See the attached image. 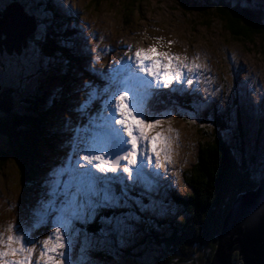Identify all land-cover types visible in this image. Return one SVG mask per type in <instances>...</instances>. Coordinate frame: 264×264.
<instances>
[{
  "label": "rangeland",
  "instance_id": "rangeland-1",
  "mask_svg": "<svg viewBox=\"0 0 264 264\" xmlns=\"http://www.w3.org/2000/svg\"><path fill=\"white\" fill-rule=\"evenodd\" d=\"M11 1L18 2L26 13L35 17L37 27L32 36L43 41L47 35L44 32H48L43 0ZM49 1L62 20L60 31L66 24L69 28L76 27L72 38L73 61H79L70 62V77L62 71L59 79L47 81L55 74L54 68L62 67L59 55L54 59L46 58L30 41L18 56L5 51L0 54V93L11 91L9 115L21 114L41 96L47 104L59 96L61 86L66 87L67 94L63 104L58 100L62 106L57 108L58 115L53 122L58 136L54 153L42 147L43 159L39 155L34 157L33 176L39 183L37 180L26 184L20 181L9 142L0 136V234L7 236V226L11 224L36 244L32 264L39 255L43 239L54 231L51 225L61 226L68 236L70 246L62 257L67 264H146L150 260V264H156L159 259L154 257L157 254L153 236H146L144 231L152 221L164 223L184 217L181 209L174 207L173 199L183 198L190 191L185 178L196 161L198 142L212 138L214 130L219 129L211 123L216 113L230 125L226 132L219 129L221 136L231 149L238 146L240 152L242 147V152L252 157L255 172L252 179L256 185L261 180L264 183V31L252 36L250 41L235 39L223 27L215 11L199 9V0H138L137 4H128L126 0ZM238 1L261 8L264 13V0ZM8 4V0H0V13ZM130 11L133 13L126 17ZM71 19H75L72 25ZM261 24L264 29V17ZM127 43L138 49L155 48L151 53L154 59H162L157 53H167L196 67L191 71L183 69L182 84L154 89V94L145 99L149 114L161 118L155 131L162 132L171 141L170 160L162 162L157 169L155 156H151L149 164L146 152L145 159L138 160L131 180L121 170L107 174L95 185V192L107 191L118 196L121 203L127 204L120 210L136 218L130 235L101 244L100 237L95 235L100 226L99 217L94 223L82 222L73 215L71 201L76 193L89 191L88 179L79 175L78 164L83 163L79 156L101 144L103 130L98 127L101 110L126 74L123 59L118 55L121 44ZM128 53L125 52L124 60H131L135 68L132 55ZM160 98L170 102L165 110L155 108ZM178 99L190 101L194 104L193 110L183 108L177 103ZM107 115L104 111L103 116ZM123 166L121 161V169ZM134 191L140 193L138 199L132 197ZM166 200H170L169 205L173 200L171 213L162 209ZM167 227L162 226L157 234L170 232ZM85 237L89 238L91 246L85 244Z\"/></svg>",
  "mask_w": 264,
  "mask_h": 264
},
{
  "label": "trees",
  "instance_id": "trees-1",
  "mask_svg": "<svg viewBox=\"0 0 264 264\" xmlns=\"http://www.w3.org/2000/svg\"><path fill=\"white\" fill-rule=\"evenodd\" d=\"M199 1L201 4L199 9L210 8L215 11L223 27L235 39L250 41L252 36L260 35L264 31L261 24L264 13L261 8H254L249 4L244 5L238 0ZM126 2L137 4L138 0H126ZM41 4L44 19L48 24V33L43 41L34 39L33 36L29 38V41L38 46L42 56L51 59H54L55 55L60 57L59 62L62 67L54 68L52 72L56 75H50L47 81L59 79L62 71L70 77L69 64L76 61L72 59L74 44L71 42L77 31L76 27L69 28L66 24V28L60 31L59 25L62 20L56 8L49 0H43ZM132 13L130 11L126 17L131 16ZM65 22L68 23L69 18ZM71 22L74 24L75 19ZM44 74L47 76V73ZM58 92L59 96L53 97L52 101L47 104L43 96L40 99L38 97L35 104L26 107L19 115H15L16 113L6 115L0 112L2 113L0 136L8 140L11 156L14 157L12 159L15 160L19 171L20 181L25 184L28 181L33 183L39 180L33 176L35 172L33 161L35 155L42 157L44 154L42 147L50 153L54 152L58 136L55 133L53 122L56 120L55 116L58 115L57 108L62 106L67 97L66 87L61 86ZM9 93H11L10 89L7 91L8 95ZM58 100H62V104L58 103ZM181 104L188 110L194 108V105L188 102L181 101ZM211 123L225 132L230 129L224 117L218 116L217 113ZM219 129L214 130L212 138L198 142L196 161L185 178L190 191L183 198H172L174 207L177 210L181 209L180 212L184 214V217L180 221L179 217H172L170 222L164 223L152 221V225L146 226L145 235L153 236L152 242L157 254L154 257L159 259L156 264H161V262L163 264H208L216 248L217 236L220 233L223 219L231 204L237 195L256 187L257 183L252 179L255 175L252 157H247L242 152V147L240 152L238 146L231 149L228 142L221 136ZM52 148L53 150H50ZM41 185L43 181L40 178ZM135 194L136 197L139 195ZM173 200L171 205H169L170 200H166L162 209L166 208L171 213L169 208H174L172 207ZM165 225L168 226L167 231L169 229L170 232L157 234ZM168 252L171 254H167ZM237 258V254L233 253L232 260L235 261ZM150 262L151 260L146 264Z\"/></svg>",
  "mask_w": 264,
  "mask_h": 264
},
{
  "label": "snow or ice",
  "instance_id": "snow-or-ice-1",
  "mask_svg": "<svg viewBox=\"0 0 264 264\" xmlns=\"http://www.w3.org/2000/svg\"><path fill=\"white\" fill-rule=\"evenodd\" d=\"M155 51L152 47L137 49L135 68L129 63L120 86L104 102L98 125L103 130L100 146L92 147L88 154L79 156L83 162L78 164L79 175L88 179L89 191L87 194L78 192L72 198L73 215L84 223H94L99 217L100 226L95 235L100 237L101 244L122 240L125 235H130L135 229L136 218L120 210L126 208L127 204L121 203L118 196L107 191L102 194L95 192V185L105 179L107 174L121 170L131 180L138 160L143 161L146 152L149 153V164L152 163L151 156H155L157 169L162 166V162L170 160L168 149L171 141L162 132L155 131L161 124V118L149 114L145 99L154 94V89L168 88L173 83L180 84L183 69L191 71L196 65L189 66L180 57L167 53H157L162 59H154L151 53ZM191 82L189 79L188 83ZM104 111L108 113L107 117L103 116ZM121 161L124 162L122 169ZM51 227L54 231L43 239L35 264H41V261L43 264H67L62 261V257L70 246L68 236L61 226ZM85 244L91 246L88 237H85ZM35 249L36 244L28 241L11 224L7 226V236L0 234V264H32Z\"/></svg>",
  "mask_w": 264,
  "mask_h": 264
},
{
  "label": "water",
  "instance_id": "water-1",
  "mask_svg": "<svg viewBox=\"0 0 264 264\" xmlns=\"http://www.w3.org/2000/svg\"><path fill=\"white\" fill-rule=\"evenodd\" d=\"M37 23L18 3L8 4L0 15V54L22 53ZM4 36V38H3ZM0 112L9 114L12 106L7 91H2ZM264 183L237 195L223 219L216 248L208 264H264ZM237 252L238 260H232ZM241 257V258H240Z\"/></svg>",
  "mask_w": 264,
  "mask_h": 264
},
{
  "label": "bare ground",
  "instance_id": "bare-ground-1",
  "mask_svg": "<svg viewBox=\"0 0 264 264\" xmlns=\"http://www.w3.org/2000/svg\"><path fill=\"white\" fill-rule=\"evenodd\" d=\"M61 26V25H60ZM70 34V33H69ZM140 37V36H139ZM111 41V40H110ZM163 42V41H162ZM77 47V46H76ZM106 47V46H105ZM108 47V46H107ZM137 47H135L134 45H132L131 43H127V44H125V45H122L121 44V46H120V52H119V55L118 56H120L121 57V59H123V65H124V73H126V71H127V68H128V66H129V63H131V60H124V56H125V52H129V53H131V55H132V61H133V65H135V52L137 51ZM101 51V50H100ZM105 51V50H104ZM110 51V50H109ZM108 51V52H109ZM117 51V50H116ZM118 52V51H117ZM105 53V52H104ZM128 53V54H129ZM103 54V53H102ZM130 55V54H129ZM95 56H96V54H95ZM128 56V55H127ZM127 56H126V58H127ZM93 57H94V55H93ZM108 57V56H107ZM112 57V56H111ZM115 57V56H114ZM79 58V57H78ZM96 58V57H95ZM94 59V58H93ZM112 59V58H111ZM81 60V59H80ZM96 60V59H95ZM108 60V59H107ZM96 62V61H95ZM103 62V61H102ZM147 63V62H146ZM132 65V64H131ZM100 67V66H99ZM241 67V66H240ZM119 68V67H118ZM242 69V68H241ZM101 70V69H100ZM237 70V69H236ZM240 70V69H239ZM160 71H165V69H161ZM104 73H106V72H104ZM148 79V78H147ZM148 80H150V79H148ZM107 81V80H106ZM96 83V82H95ZM103 83V82H102ZM118 83V82H117ZM182 84V83H181ZM97 85V84H96ZM97 87V86H96ZM180 87V86H179ZM193 87V86H192ZM198 87V86H197ZM102 88V87H101ZM112 88V87H111ZM105 89V88H104ZM114 89V88H113ZM161 89V88H160ZM109 91V90H108ZM195 91H197V89H195ZM102 93V92H101ZM96 96V95H95ZM148 97H146V99H147ZM101 101V100H100ZM96 108V107H95ZM168 169H170V167L168 168ZM76 170V169H75ZM74 177V176H73ZM142 181V180H141ZM148 181V180H147ZM102 184V183H101ZM241 258V257H240ZM241 262H242V260H239V263L241 264Z\"/></svg>",
  "mask_w": 264,
  "mask_h": 264
}]
</instances>
